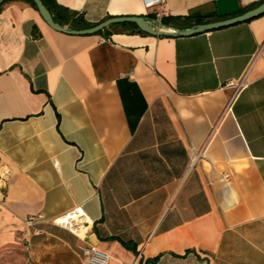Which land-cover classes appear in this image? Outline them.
<instances>
[{
    "label": "crops",
    "instance_id": "obj_1",
    "mask_svg": "<svg viewBox=\"0 0 264 264\" xmlns=\"http://www.w3.org/2000/svg\"><path fill=\"white\" fill-rule=\"evenodd\" d=\"M52 1L86 28L144 16L169 32L264 3ZM121 24L74 35L1 5L0 264H81L53 222L76 206L109 264H264V14L190 35Z\"/></svg>",
    "mask_w": 264,
    "mask_h": 264
},
{
    "label": "water",
    "instance_id": "obj_2",
    "mask_svg": "<svg viewBox=\"0 0 264 264\" xmlns=\"http://www.w3.org/2000/svg\"><path fill=\"white\" fill-rule=\"evenodd\" d=\"M4 1L5 0H0V4L3 3ZM32 1L35 3L37 10L39 11L43 20L51 28L57 31L67 32V33L74 34V35L95 34L109 27L112 24L125 23V22L134 23L139 28V30L144 31L151 35H190L193 33L208 32V31H212L215 29L225 27V26L233 25L236 23L249 21V20H252L264 14V3H262L259 6L255 7L254 9H251L241 15L234 16V17L227 18V19L220 20V21L201 23L187 30H181V31H176V32H169V31H164L162 29H159L152 23V21L145 18L144 16L113 17V18L106 19L100 23H97L94 26L89 27V28H85L81 30H69L53 20L50 12L46 8V6L42 3L41 0H32Z\"/></svg>",
    "mask_w": 264,
    "mask_h": 264
},
{
    "label": "built area",
    "instance_id": "obj_3",
    "mask_svg": "<svg viewBox=\"0 0 264 264\" xmlns=\"http://www.w3.org/2000/svg\"><path fill=\"white\" fill-rule=\"evenodd\" d=\"M165 0H142L145 9H162ZM160 17V14H157ZM46 221L42 213L28 215L24 219L26 230L22 232L21 239L27 244L33 235L41 233L39 225ZM57 226L69 231L80 238L76 250L80 256L81 264H109V255L98 249L95 245L85 241L87 221L81 206H76L53 221Z\"/></svg>",
    "mask_w": 264,
    "mask_h": 264
},
{
    "label": "trees",
    "instance_id": "obj_4",
    "mask_svg": "<svg viewBox=\"0 0 264 264\" xmlns=\"http://www.w3.org/2000/svg\"><path fill=\"white\" fill-rule=\"evenodd\" d=\"M26 1H28L37 10V7L32 0H26ZM41 1L50 12L53 20L58 24H60L61 26L69 25L72 29H76V30L90 26L88 23L84 21V19L80 15H76L75 12L70 11L68 8L63 7L52 0H41ZM3 3L0 4V7ZM204 21H205L204 18L196 19L197 24L202 23ZM120 26H122L124 29H126V27L129 26V29L127 28L126 30H128L130 33L147 34L146 32L139 30V28L134 23H130V24L123 23ZM103 31H106V29H104Z\"/></svg>",
    "mask_w": 264,
    "mask_h": 264
}]
</instances>
